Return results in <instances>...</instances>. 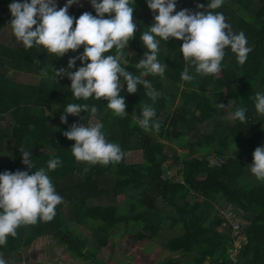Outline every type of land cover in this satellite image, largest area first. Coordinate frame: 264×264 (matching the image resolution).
<instances>
[{"label":"trees","instance_id":"obj_1","mask_svg":"<svg viewBox=\"0 0 264 264\" xmlns=\"http://www.w3.org/2000/svg\"><path fill=\"white\" fill-rule=\"evenodd\" d=\"M252 1L224 0L222 6L214 10L224 14L234 32L242 31L247 37L252 50L243 65L237 63L230 49H226L219 73L196 74L194 65L185 61L179 52L181 40L170 38L166 42L162 41L158 59L167 65L164 75L142 76V79L151 82L160 95L153 102L146 95L147 90L140 85L136 93L128 94L125 82L121 80L120 94L125 98L128 114L123 118L114 115L103 98L76 100L71 95L70 80L67 77L55 79L53 69L66 67L69 57L74 53L72 50L57 57L37 46L25 49L22 44L15 47L0 43V114L10 112L14 119L7 137L10 141L6 140V143L11 144L12 152L7 154L0 151V172L26 170L27 166L22 163L20 156L22 151H31V144H44L49 152L32 153V163L37 169H46L47 161L53 155L60 158L61 164L47 174L56 192L63 198L56 206V215L51 221L20 226L16 237L10 236L7 244L0 247V255L13 256V262L8 264H30L21 262L18 252L26 250L37 237L44 235L58 239L66 246L68 253L76 258L93 264H117L99 260L85 248L83 238H72L64 233L63 225L69 219L77 224L92 222L96 241L103 246L107 244L105 234L98 236L97 233H105L119 223H139V228L134 232H125L121 238L122 246L135 256L138 264H181L174 259L157 261L162 250L194 255L190 264H213L221 259L227 261L231 251L237 253V264L243 261H246L245 264H264V184L254 175L249 176L246 162L240 157L243 155L252 159L254 149L264 144V116L256 113L252 99L256 92H264V1L252 17L243 14V10L236 14L238 9L232 6L233 2L246 5ZM65 3L66 0H57V8ZM196 3L205 4L206 0H177L179 10L189 8L203 11L196 8ZM8 5L6 1L0 0V26L8 18L2 15ZM133 7V22L137 23V29L123 52L132 54L126 56L128 70L140 75L143 70L137 69L136 63L147 51L140 41V35L152 23L153 14L145 0H135ZM85 11L95 14L90 0H78L68 9V13L76 18ZM82 51L83 46L77 50ZM109 54H115V49L105 53ZM186 67L194 76L191 81L181 79V72ZM41 69L48 71V78L41 77ZM9 70L33 72L39 74L41 80L37 86L14 84L6 77ZM180 82L190 88L180 94L179 103L164 119H158L167 104L174 105L175 96L164 91L166 83L177 85ZM48 103L52 104L55 114L61 115L68 103L87 104L89 107L95 105L97 113L92 117L90 112L82 110L78 116L69 114L67 123H49L44 111ZM142 104L155 108V118L160 123L158 131H145L136 124L134 117L140 114ZM220 104L228 105L230 113L237 107L246 108V121L213 124L211 132L201 136L198 127L211 122ZM86 118H95L103 124L106 138L118 144L123 152L120 162L107 166L99 163L93 165L73 157L71 146L75 141L66 138L63 132L73 122L86 124ZM184 130L194 131L195 142L189 143V151L185 154L187 157L180 161L174 146L168 141L179 140ZM229 142L240 149L239 156L224 155ZM129 150H141V161L125 162L124 154ZM210 153L220 159L223 157V162L219 166L210 165L207 160ZM175 166H178L176 173L180 174V181L167 175V169ZM34 171L30 169L29 174ZM76 173L78 176L74 177ZM106 176L113 180L112 194L125 196L128 202L125 205L126 213H119L118 206L113 203L106 206L88 205V199L102 194L101 183ZM217 196L226 204L240 209L248 222L241 230L244 237L238 246L234 245L236 237L230 236L227 231L217 230L222 221L218 215L220 207L216 208L213 204L218 201ZM157 200L161 204L155 206ZM218 205L221 206L220 201ZM138 208L141 210L138 211ZM251 212L255 215L249 220ZM164 218L168 219L170 226L180 225L182 232L166 239L161 248L143 252L142 242L158 234Z\"/></svg>","mask_w":264,"mask_h":264},{"label":"clouds","instance_id":"obj_2","mask_svg":"<svg viewBox=\"0 0 264 264\" xmlns=\"http://www.w3.org/2000/svg\"><path fill=\"white\" fill-rule=\"evenodd\" d=\"M74 3L78 0H66L57 8V0H11L8 8L12 34L25 49L37 46L51 56L62 57L69 50L77 52L83 46L82 52L69 57L66 67L53 69L55 79L67 77L71 95L76 100L103 98L114 115L122 118L128 114L125 98L120 94L121 80L125 82L128 94L136 93L140 85L153 102L160 95L142 76L164 75L167 65L158 59L162 41L181 40L179 52L183 59L194 65L196 74L202 75H215L222 70L226 49L235 54L240 65L246 62L252 50L245 34L234 32L224 14L214 11L224 0L196 3V8L203 11L189 8L176 11L177 0H145L153 21L140 35L147 51L136 63V68L143 70L136 75L126 67V56L132 54L123 52L137 29V23L133 22L135 0H90L95 15L85 11L78 18L68 13ZM112 49L115 54L105 55ZM41 77L48 78L46 69H41ZM181 79H194L187 67L181 72ZM252 99L256 113L264 116V92H256ZM82 110L90 112L92 117L97 113L95 105L68 103L63 107L61 123H67L69 114L78 116ZM246 111L244 107H237L230 119L243 123ZM155 117V108L142 104L140 114L134 119L145 131H158L160 123ZM86 120V124L73 122L63 132L66 138L75 141L71 146L73 157L93 165L120 162L123 152L118 144L106 138L103 124ZM20 156L26 170L0 172V247L7 244L10 236L16 237L20 226L51 221L56 215V206L63 199L47 174L61 164L60 158L53 155L47 161L46 169H37L31 160L32 151L23 150ZM30 169L35 171L29 174ZM249 170L258 181H264V144L254 149ZM0 264H8L2 255Z\"/></svg>","mask_w":264,"mask_h":264},{"label":"rangeland","instance_id":"obj_3","mask_svg":"<svg viewBox=\"0 0 264 264\" xmlns=\"http://www.w3.org/2000/svg\"><path fill=\"white\" fill-rule=\"evenodd\" d=\"M7 4L11 3V0H5ZM264 0H253L249 4H238L233 2V8H235L236 14H238L239 10H243V14H246L249 17H252L254 12L257 10V8L261 5V3ZM6 13H4L6 16L11 17V13L9 8H6ZM176 11H179L178 6H176ZM95 13V12H94ZM95 15V14H94ZM12 18V17H11ZM5 25V24H4ZM35 27V26H33ZM75 27V25H73ZM5 28V26H4ZM190 88V87H189ZM187 88L186 83L180 82L177 85H172L169 83H166L165 85V92L173 94L175 97L173 99L174 105L167 104L166 109H164L160 115L158 116V119H164L167 114H169L173 108L176 106V104L180 101V94ZM206 94L207 92H203ZM169 103V102H168ZM230 112L228 111V105H224L217 108V112L214 115V118H212L210 123H206L200 128L201 136L205 134H209L212 130L213 124H230L232 123V119H230ZM93 123H96L97 120L95 118L91 119ZM194 131L188 132L187 130H184L183 136L177 140V141H168L170 145L174 146L176 150V154L179 155L180 161L185 159L187 157V152L189 151V143L195 142L194 138ZM0 137L3 139L2 142H0V151L6 152L7 154L12 152L11 144L6 143V140H9L8 134H0ZM197 138V137H196ZM10 141V140H9ZM166 143V142H165ZM7 144V145H6ZM235 148V149H234ZM30 150L33 154H37L40 152L47 153L49 152L48 147H46L44 144L40 145H34L31 144ZM141 150H129L125 152L124 154V160L127 163L132 162H140L141 156H142ZM240 149L237 148V146L233 145L231 142H229L228 147L225 149L224 155H232V156H239ZM208 158H215L216 155L214 153H210L208 155ZM245 162H246V169L249 174V176H253L249 170V164L252 162V159H247L245 156L240 155ZM221 160H224L222 157ZM178 166L168 168L167 169V175L170 176L171 179L180 181V174L176 173V169ZM78 174L76 173L74 177H77ZM262 184H264V181H260ZM112 183L113 180L111 177L106 176L101 183V186L103 187L102 194L99 197L91 198L87 200L88 205H99V206H106L108 204H116L119 208V213H126V207L125 205L128 203L125 199V196L118 195L114 196L112 194ZM140 197H138L139 200ZM220 196H217L216 199L218 201L215 203L213 202L214 206L220 207L218 209V215L222 217V214L226 208H228L229 204H226L224 200H220ZM220 201L221 206L218 205V202ZM160 205L159 200L154 202V205ZM212 204V205H213ZM203 205L207 207V203L203 201ZM224 206L225 209L223 208ZM154 208H152L153 210ZM224 209V210H223ZM138 211L141 210L140 208L137 209ZM168 210H170L168 208ZM215 210L211 212V217L213 215ZM161 213H163L161 211ZM255 215L254 212H251L248 215V219L250 220L251 217ZM245 215H241L240 217V224L241 228L243 229L246 223H248L244 219ZM140 225L137 222H129L128 224L125 223H119L115 225L113 228L108 229L105 231V233H97V235L101 236L102 234H105V237L107 239V244L105 246L100 245L97 243L94 231L95 226L91 223H84V224H77L73 220H66V222L63 225V232L66 233L68 236L72 238H83L85 240V248L89 249L91 252L95 254V256L102 261H113L117 264H138V262L135 260V256L133 254H130V251L123 247L121 244V238L125 232L132 231L134 232L135 229L139 228ZM218 228V227H217ZM182 232V229L180 225L170 226L168 219L164 218L161 225L160 230L158 234H156L152 239L146 242H142L141 249L143 252L149 253L152 251L155 247H162V244L166 241V239L178 235ZM231 236V234H230ZM244 237V234L241 233L238 236V239L234 240V245L238 246L240 239ZM19 256L21 259V262H26L30 264H93L90 261H85L79 258H76L75 256H72L68 253L66 246L58 241L55 237L52 235H44L41 237H37L27 248L26 250H19ZM231 253H234L231 251ZM194 255L187 256V255H181L179 253H168L164 250L160 251V255L157 259V261H162L166 259H174L178 260L181 264H190V260L193 258ZM4 259L8 261V263L13 262V256H3ZM247 259V258H246ZM245 260V258H244ZM246 262V261H245ZM243 261L242 264H245Z\"/></svg>","mask_w":264,"mask_h":264},{"label":"crops","instance_id":"obj_4","mask_svg":"<svg viewBox=\"0 0 264 264\" xmlns=\"http://www.w3.org/2000/svg\"><path fill=\"white\" fill-rule=\"evenodd\" d=\"M6 11L7 10L3 11L2 15L6 16L4 14L6 13ZM7 17L8 18L6 19V23H4L5 25L2 24L0 26V43L4 45H9V46L10 45L15 46V47L20 46L21 43H19L12 34L11 25H10L11 17L10 16H7ZM77 54L78 52H74L72 56H75ZM6 77L8 81L14 84H21V85H27V86H37L41 80V77L39 76V74H36L33 72L15 71V70H9L6 73ZM44 111H45V117H46L47 122L54 123V124L61 123V120H60L61 115L55 114L53 112L54 110H53L52 104L48 103ZM13 123H14V119L11 116L10 112L0 114V134H10Z\"/></svg>","mask_w":264,"mask_h":264},{"label":"built area","instance_id":"obj_5","mask_svg":"<svg viewBox=\"0 0 264 264\" xmlns=\"http://www.w3.org/2000/svg\"><path fill=\"white\" fill-rule=\"evenodd\" d=\"M209 156H207V160L209 162L210 165H217L219 166L223 160H221L218 157L215 158H208ZM168 172V171H167ZM226 206H224L223 208L225 209ZM223 209V210H224ZM243 214V212L238 209V208H234L232 206H228V208H226L222 214V221L219 224L217 230L218 231H223V232H229L231 234V236L236 237V240L238 239V236L241 234V224H240V216ZM236 252L234 253H229V259L227 261H223L218 260L216 262H214L213 264H237V257H236Z\"/></svg>","mask_w":264,"mask_h":264}]
</instances>
